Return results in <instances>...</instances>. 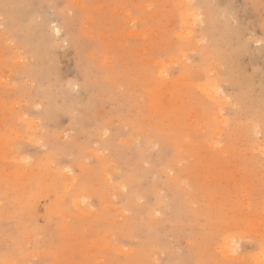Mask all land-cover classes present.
Instances as JSON below:
<instances>
[{
	"label": "rangeland",
	"instance_id": "rangeland-1",
	"mask_svg": "<svg viewBox=\"0 0 264 264\" xmlns=\"http://www.w3.org/2000/svg\"><path fill=\"white\" fill-rule=\"evenodd\" d=\"M0 264H264V0H0Z\"/></svg>",
	"mask_w": 264,
	"mask_h": 264
},
{
	"label": "bare ground",
	"instance_id": "bare-ground-1",
	"mask_svg": "<svg viewBox=\"0 0 264 264\" xmlns=\"http://www.w3.org/2000/svg\"><path fill=\"white\" fill-rule=\"evenodd\" d=\"M115 48V47H114ZM207 50V49H206ZM109 52V51H108ZM205 86V85H204ZM208 87V86H207ZM215 94V92H213ZM215 97V96H214ZM212 98V97H211ZM54 157V156H53ZM25 165V164H24ZM35 173V172H34ZM20 186V185H19ZM20 243V242H19Z\"/></svg>",
	"mask_w": 264,
	"mask_h": 264
}]
</instances>
